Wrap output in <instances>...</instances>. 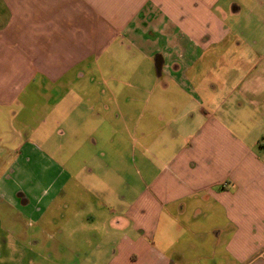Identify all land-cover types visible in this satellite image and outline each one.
Returning a JSON list of instances; mask_svg holds the SVG:
<instances>
[{
    "label": "crops",
    "instance_id": "crops-1",
    "mask_svg": "<svg viewBox=\"0 0 264 264\" xmlns=\"http://www.w3.org/2000/svg\"><path fill=\"white\" fill-rule=\"evenodd\" d=\"M0 230V264H264V0H0Z\"/></svg>",
    "mask_w": 264,
    "mask_h": 264
},
{
    "label": "rangeland",
    "instance_id": "rangeland-1",
    "mask_svg": "<svg viewBox=\"0 0 264 264\" xmlns=\"http://www.w3.org/2000/svg\"><path fill=\"white\" fill-rule=\"evenodd\" d=\"M7 236V233H6V231H4V230H0V237H2V238H5ZM10 250V249H9ZM9 250H7L6 251V253H7V258L9 257V255L11 254V251H9ZM10 259H11V257L10 258H8V260L5 262L6 264H12L11 262H10Z\"/></svg>",
    "mask_w": 264,
    "mask_h": 264
}]
</instances>
